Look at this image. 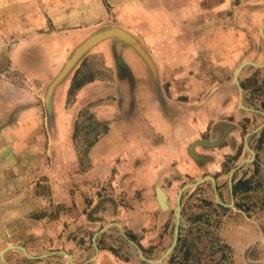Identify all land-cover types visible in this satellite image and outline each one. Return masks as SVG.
I'll use <instances>...</instances> for the list:
<instances>
[{
  "label": "rangeland",
  "instance_id": "1",
  "mask_svg": "<svg viewBox=\"0 0 264 264\" xmlns=\"http://www.w3.org/2000/svg\"><path fill=\"white\" fill-rule=\"evenodd\" d=\"M0 264H264V0H0Z\"/></svg>",
  "mask_w": 264,
  "mask_h": 264
},
{
  "label": "crops",
  "instance_id": "2",
  "mask_svg": "<svg viewBox=\"0 0 264 264\" xmlns=\"http://www.w3.org/2000/svg\"><path fill=\"white\" fill-rule=\"evenodd\" d=\"M102 42H104V41H102ZM126 53L128 55V58L131 60V63H128L131 66L130 69H128L129 72H132V74H136V72L137 73L139 72L140 75H144V78H141V81H139V84H140L139 88H134V91L137 90L138 95H139L136 99L137 100H139V99L144 100L145 102H148V101L149 102H155L156 99H154V94L151 92L152 91L151 90V82H150L149 78L147 77L148 76L147 71L149 70L147 68V65L146 64L144 65L143 63H141L139 61L140 57L137 55V53L134 51V49L132 47H129V49L126 51ZM134 70H135V72H134ZM124 81L125 80H123L122 83H119V85L122 86L123 84H125ZM110 85H111V83H108L106 80L96 78L94 80H91L88 84H86L84 86V88L82 89V93H85L86 91H90L92 97H103L104 92H108L106 94V95H108V94L112 93V91L115 90V88H113L112 91L110 92V90H109ZM112 86H115V85H112ZM123 86H125V85H123ZM122 90H123L122 92L124 94H128V92L126 91L125 88H123ZM95 91H96V94H95ZM101 92H103V93H101ZM126 97H127V100H130L128 95H126ZM151 117L154 118L155 124L159 127H164L165 129H170L172 126V125H169V122L165 121L167 119H165L163 116H161L160 113L156 114L154 112L151 115ZM120 149L121 148L116 147V148H113L112 150L117 151ZM112 150H110L109 154L112 153Z\"/></svg>",
  "mask_w": 264,
  "mask_h": 264
},
{
  "label": "water",
  "instance_id": "3",
  "mask_svg": "<svg viewBox=\"0 0 264 264\" xmlns=\"http://www.w3.org/2000/svg\"><path fill=\"white\" fill-rule=\"evenodd\" d=\"M110 37H117L121 40L126 41L127 43L133 45L139 53L144 57V59L147 61V63L150 65L152 69H154L152 59L148 56L146 51L140 46L138 41L127 31L124 29L118 28V27H108L105 28L97 33H94L91 35L82 45H80L72 57L67 61L66 65L62 69V71L59 73V75L54 79V81L50 85L49 93L52 92L53 88L67 75V73L71 70V68L75 65L77 60L80 59V57L86 53L91 47L99 43L100 41L110 38ZM207 143V142H204ZM212 142H209L208 144H211ZM213 144V143H212ZM160 190V191H159ZM158 197L159 201L162 206L166 205L167 203V196L161 189H158ZM177 229H176V236H177Z\"/></svg>",
  "mask_w": 264,
  "mask_h": 264
},
{
  "label": "flooded vegetation",
  "instance_id": "4",
  "mask_svg": "<svg viewBox=\"0 0 264 264\" xmlns=\"http://www.w3.org/2000/svg\"><path fill=\"white\" fill-rule=\"evenodd\" d=\"M235 189H236V186H235V188H234V191H236ZM177 231H178V232H177V239H176V240L178 241V240H179V235H180V233H179V232H180L179 227L177 228ZM177 241H176V242H177ZM175 246H176V245H175Z\"/></svg>",
  "mask_w": 264,
  "mask_h": 264
},
{
  "label": "bare ground",
  "instance_id": "5",
  "mask_svg": "<svg viewBox=\"0 0 264 264\" xmlns=\"http://www.w3.org/2000/svg\"><path fill=\"white\" fill-rule=\"evenodd\" d=\"M160 191V190H159Z\"/></svg>",
  "mask_w": 264,
  "mask_h": 264
}]
</instances>
